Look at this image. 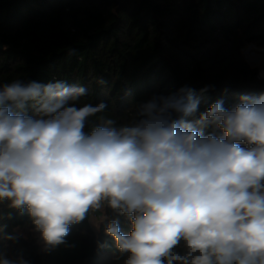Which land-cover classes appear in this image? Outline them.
I'll use <instances>...</instances> for the list:
<instances>
[{
	"label": "clouds",
	"instance_id": "obj_1",
	"mask_svg": "<svg viewBox=\"0 0 264 264\" xmlns=\"http://www.w3.org/2000/svg\"><path fill=\"white\" fill-rule=\"evenodd\" d=\"M88 95L63 80L0 82V204L27 215L45 252L87 219L107 221L122 264H264V94L200 112L185 85L120 117Z\"/></svg>",
	"mask_w": 264,
	"mask_h": 264
},
{
	"label": "trees",
	"instance_id": "obj_2",
	"mask_svg": "<svg viewBox=\"0 0 264 264\" xmlns=\"http://www.w3.org/2000/svg\"><path fill=\"white\" fill-rule=\"evenodd\" d=\"M0 43V82L80 84L89 88L86 101L109 104L113 117L185 85L200 112L221 97L231 106L264 94L259 69L241 53L247 44L264 48V0H0ZM118 218L130 232L127 218ZM106 225L95 231L86 219L71 227L66 245L45 252L27 215L0 204V255L29 264H122Z\"/></svg>",
	"mask_w": 264,
	"mask_h": 264
},
{
	"label": "rangeland",
	"instance_id": "obj_3",
	"mask_svg": "<svg viewBox=\"0 0 264 264\" xmlns=\"http://www.w3.org/2000/svg\"><path fill=\"white\" fill-rule=\"evenodd\" d=\"M241 53H242L244 59L246 60V62L251 67L259 69V77H260V79L264 80V74H263L264 73V48L263 47H258V46L254 45V44H247L241 50ZM99 215H100V213L98 214V216ZM93 228H94L95 231H98L94 226H93Z\"/></svg>",
	"mask_w": 264,
	"mask_h": 264
},
{
	"label": "water",
	"instance_id": "obj_4",
	"mask_svg": "<svg viewBox=\"0 0 264 264\" xmlns=\"http://www.w3.org/2000/svg\"><path fill=\"white\" fill-rule=\"evenodd\" d=\"M2 48H3V45H2V43H0V50H2Z\"/></svg>",
	"mask_w": 264,
	"mask_h": 264
},
{
	"label": "crops",
	"instance_id": "obj_5",
	"mask_svg": "<svg viewBox=\"0 0 264 264\" xmlns=\"http://www.w3.org/2000/svg\"><path fill=\"white\" fill-rule=\"evenodd\" d=\"M249 54H250V53H249ZM249 54H248V55H249ZM251 64H252V63H251ZM254 64H255V63H254Z\"/></svg>",
	"mask_w": 264,
	"mask_h": 264
},
{
	"label": "bare ground",
	"instance_id": "obj_6",
	"mask_svg": "<svg viewBox=\"0 0 264 264\" xmlns=\"http://www.w3.org/2000/svg\"><path fill=\"white\" fill-rule=\"evenodd\" d=\"M263 73V72H262ZM264 74V73H263Z\"/></svg>",
	"mask_w": 264,
	"mask_h": 264
}]
</instances>
